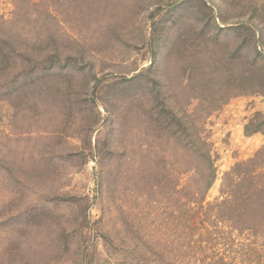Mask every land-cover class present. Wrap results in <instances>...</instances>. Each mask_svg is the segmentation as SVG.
Listing matches in <instances>:
<instances>
[{"label": "rangeland", "instance_id": "1", "mask_svg": "<svg viewBox=\"0 0 264 264\" xmlns=\"http://www.w3.org/2000/svg\"><path fill=\"white\" fill-rule=\"evenodd\" d=\"M254 7L264 0H0V36L10 41L0 47L12 51L0 78V264H168L171 231L183 236L185 222V197L174 201L168 185L187 177L159 145L162 121L138 120L152 74L133 77L156 55L158 73L195 98L179 109L222 105L205 126L216 169L205 204L213 202L222 176L264 145V134L245 132L264 96H234L227 64H204L200 45L210 35L208 52L234 51L243 34L216 31L248 23ZM19 49L42 61L62 56L52 72L34 74ZM125 213L131 232L141 226L146 254L135 232L129 248L121 241ZM193 220L186 234L188 225L196 233L200 216ZM214 229L220 241L195 254L198 264H239V242L255 237L247 231L232 242L228 223Z\"/></svg>", "mask_w": 264, "mask_h": 264}, {"label": "trees", "instance_id": "2", "mask_svg": "<svg viewBox=\"0 0 264 264\" xmlns=\"http://www.w3.org/2000/svg\"><path fill=\"white\" fill-rule=\"evenodd\" d=\"M254 8V12L246 15L248 21L245 22L248 23L238 22L222 28L226 29V31H216V35L223 32L227 34L228 30L232 31L235 39L243 34L240 45L234 51L227 47L226 51L208 52L211 46L209 43L210 35L200 45V49L203 51L202 55H204V64L206 62L213 66L214 63L217 66L227 64L228 69L224 75L227 74V78L231 80L230 86L234 96L244 94L264 96V9L260 7ZM260 24L262 27H258ZM8 39V37L0 36V43L7 44L10 42ZM19 50L22 51V55H25V59L21 61V58L19 61L26 67L28 66V69L32 70L34 74L42 71L52 72L57 68L60 56H62L59 52H56L51 57V61L47 59L48 57L42 61L29 56L30 53L28 51ZM10 52L12 51H6V49L4 50L3 47H0V78H4L5 74L3 73L7 69L2 66L7 65V58H10ZM207 52L208 56H206ZM230 53L231 58L228 55ZM67 57L71 58L70 55H67ZM156 58L157 56L155 55L149 67L141 70L133 78L139 79L144 74H152L149 77L150 88L148 86V92L145 91L141 94L143 101L136 109L138 120L142 121L143 118L148 119L156 116L157 119L162 121L154 126L158 136L163 134L164 137H167L165 139L158 137L159 145L164 143L175 157L182 160L178 165V161L175 158L173 166L177 165L175 169L178 171V175L187 177L186 183L182 185L176 178L171 181L172 185H168L172 199L174 198V193L182 194L185 197L182 215L184 216L183 219L185 218V222L181 223L184 235L177 237L175 229H172L173 237L169 243L170 249L166 248L167 254L171 251V259L168 264H180V260H182L183 264H198L196 255L204 251L207 246H213L220 241L216 240L217 229H214L220 223H228L235 232L236 235L227 232L229 239L232 238V242L239 238L237 236L247 231L256 239L260 237V247L254 245L255 238L250 240L249 237L239 242L238 246L242 247L241 250L239 249L241 256L239 264H264V145L252 158L236 163L226 172L222 176L218 197L213 202L205 204L206 194L216 179L215 162L206 136V120L212 112L219 111L222 105L220 107L217 105L216 108L208 111L207 109L198 111L197 107H192L191 109L190 106L185 110L183 108L179 109L177 102L186 100L189 103V100H195V98L189 94L186 85L172 87L168 78H164V73L162 72L163 77L158 73L156 67L153 66ZM14 61L16 60L14 59ZM64 68L67 70L70 67L65 66ZM192 69H194V65ZM123 127L126 128L127 125L124 124ZM245 132L247 134L258 132L264 134V112H256L248 119ZM128 148L129 143L123 141L119 149L123 156H126ZM175 153L178 155L176 156ZM172 154L171 156H173ZM178 187H181L180 190H177ZM173 200L175 201V199ZM191 205H196V208ZM196 216H200V222L195 223V227H193L196 233L188 225V233L186 234L184 226L190 221L194 223L193 218ZM127 218L126 215L125 221H123L121 241L129 248L128 235L135 232L137 236L132 239L140 245L137 248L138 252L146 254L150 251V248L147 247V242L140 233L142 231L141 226L137 225L136 230L134 229L131 232V229H128ZM205 225L210 226L211 231ZM203 230L204 233H201ZM204 235L206 236V241L202 240ZM233 237H235V240H233ZM245 241H250V243L243 245ZM136 242H133V248L136 247ZM236 243L235 246H237ZM141 259L146 264L147 260L143 257Z\"/></svg>", "mask_w": 264, "mask_h": 264}]
</instances>
